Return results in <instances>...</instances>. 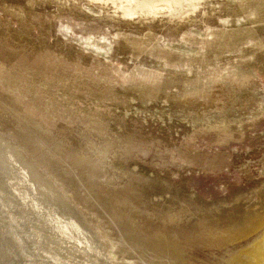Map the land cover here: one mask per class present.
I'll use <instances>...</instances> for the list:
<instances>
[{"label":"rangeland","instance_id":"1","mask_svg":"<svg viewBox=\"0 0 264 264\" xmlns=\"http://www.w3.org/2000/svg\"><path fill=\"white\" fill-rule=\"evenodd\" d=\"M73 1L0 0V143H5L6 139L22 155L18 160L0 144L5 154L0 151V158L5 160L7 154L10 158L6 156V161L9 160L4 162L9 165L13 160L15 166L18 165L9 166L10 177L6 173L8 176H1L7 183L2 184L3 193L0 191L3 197L6 194L5 202L0 196V240H4L0 241V247H4L0 250V259L9 264L11 256L15 254V258L18 254L16 259H24L20 262L26 264L32 257L27 252L36 255L41 250L40 253H47L49 258H42L43 262L40 259L36 264H47L49 259L57 264H62L61 260L64 264H81L82 261L96 264L93 262L99 260L101 264H109L102 254L115 249L118 254L134 256L136 264H150L159 259L160 251L142 250L141 254L137 245H131L128 240L124 225L112 216L124 212L122 215H129V222L138 218L155 219L160 223L162 216L158 214L163 206L173 202L179 205L182 194L189 198L187 190L195 194L196 204L190 207L199 216H202L200 208L206 210L212 206L226 209V215L234 214L244 209L247 202L229 208L221 203L235 201L239 196L249 195V201L252 198L258 201L260 193L264 196V0H200L204 1L203 8L191 18L178 19L174 10V18L166 13L149 14L151 17L135 13L133 18H126L127 21L111 4ZM237 4L238 10L234 6ZM137 43L140 46L136 47ZM241 84L242 91L238 93L233 88L238 89L236 86ZM20 118L25 122L29 120L37 131L24 125ZM22 128L28 129L29 141L18 136L26 133ZM16 129H20L19 133ZM49 136L59 140L56 144L61 145L53 150L56 160L60 159L71 170L72 176L65 177L66 180L50 172L56 167L55 163L44 159L43 163L47 164L44 167L40 162L45 147L41 151L33 150L32 140L42 141L48 150ZM83 153L91 158L93 154L100 156L96 162L99 170L94 175L88 169L90 166L72 165L71 159ZM29 164L46 177H41L43 184L34 176L38 182L30 179L34 170ZM14 173L17 176L13 177ZM7 187L13 197L6 192ZM39 187L43 193L37 190ZM98 189L113 196L129 192L133 206L112 199L108 202ZM160 193L163 200L157 197ZM22 196L32 201L27 202L30 203L28 208ZM29 211L33 214H28L31 217L26 216ZM63 216L69 219H65V223L72 231L66 236L56 226L52 227L56 224L53 219L64 220ZM181 222L185 223L184 227L183 224L165 226L161 223L160 226L164 232L175 230L179 237H192L193 242L183 251L184 264H228L238 250L249 245L261 231L258 228L239 239L219 241L215 236L203 235L197 227L186 228L190 224L187 220ZM82 228H86L87 235ZM2 230L8 233L5 234L8 238ZM73 234L81 236L84 244L75 239L73 242L70 238ZM54 239L65 241H61L62 244ZM110 241H116L120 247L113 248ZM75 243L85 247L79 250L80 254V247ZM126 243L130 245H124ZM6 244L10 246L7 248ZM54 244L64 247L57 248ZM54 247L59 251L53 250Z\"/></svg>","mask_w":264,"mask_h":264},{"label":"bare ground","instance_id":"2","mask_svg":"<svg viewBox=\"0 0 264 264\" xmlns=\"http://www.w3.org/2000/svg\"><path fill=\"white\" fill-rule=\"evenodd\" d=\"M67 1V0H66ZM69 1V0H68ZM75 1V0H74ZM73 1V2H74ZM91 1V0H90ZM92 1H95V2H97V4H99V5H103V6H105V5H107V4H111L112 6H114V8H116V9H119V11H116L115 10V12H117V13H121V15L122 16H124L125 17V19L127 18V19H129V18H133L135 15V13H138L137 14V16H141V15H143V16H145L144 14H148V16L149 17H151L150 15L151 14H157L156 16H158V15H160V14H164V13H166V14H168V15H170V17H173L174 18V14H175V12H174V10L176 11V13L178 14H176V16H178V19L180 18H185V19H187V18H191V17H193L194 15L193 14H196V12L197 11H200L202 8H203V6H204V1L203 2H201L200 0H92ZM108 6V5H107ZM106 6V7H107ZM234 6H236L237 8V10H238V4L237 5H234ZM113 7H112V9H114ZM235 9V8H234ZM235 9V10H236ZM114 12V13H115ZM174 13V14H173ZM150 14V15H149ZM154 15V16H155ZM167 15V16H168ZM193 15V16H192ZM142 16V17H143ZM166 16V15H165ZM175 16V17H176ZM148 17V18H149ZM169 17V16H168ZM169 17V18H170ZM173 18H172V20H173ZM127 19H126V21H127ZM145 19V18H144ZM167 19V18H166ZM172 20H171V22H172ZM177 20V19H176ZM164 21V20H163ZM180 21V20H179ZM178 21V22H179ZM176 22V21H175ZM149 24V23H148ZM138 45H135L136 47H138V46H140V43H137ZM236 87H238V89H236V88H233V89H235L236 91H238V93H240L241 91H242V84H241V86H236ZM20 120L22 121V122H24V123H26V124H24V125H27L29 128H31L33 131H37L36 129L37 128H34L33 127V125H32V123H30V121L28 120L27 122H25L24 121V119L23 118H20ZM21 122V123H22ZM23 124V123H22ZM35 125H37L36 123H35ZM17 130V132L19 133V131H20V129H16ZM22 130L24 131V132H26V133H23V134H19L18 136L21 138V139H24V140H26V141H29L30 139H31V137H30V135L27 133V131H28V129H26V128H22ZM43 132H45V130H42ZM41 131V132H42ZM46 133V132H45ZM44 133V135H46ZM2 139V138H1ZM2 141V140H1ZM0 141V142H1ZM4 141H6L5 143L3 142L1 145L3 146H0V147H2L3 149L5 148L6 149V151L5 152H10L11 154H12V156H14L16 159H18V160H20L19 158L22 156L19 152H18V150L15 148V150H14V148L12 147V145L10 144V142L9 141H7L6 139H4ZM47 145H49V149L47 150V148H46V144H45V146H44V143L42 142V141H40V140H32V142L31 143H33V150H38V151H41V148L42 147H45V150L44 149H42V151H41V154H40V156H41V159H42V161H40V162H42V164L44 165V167H46V163H43L44 161V159L49 163H55V168L53 167V169L55 170H52V171H50V168H49V171L50 172H52L53 173V175L54 176H57V178H58V174L61 176V177H63L64 176V179L66 180V178L65 177H67V178H70L71 176H72V174H71V170H70V168L68 167V165H65V164H63L62 163V161L60 160V159H57L56 160V156L54 155V153H53V150L54 151H56V148H58L59 146H61V145H57L56 144V142H58V143H60L59 142V140H57V139H55V138H53V137H51V136H49V139L47 138ZM31 143H29V145L31 144ZM9 147H11V148H9ZM32 147V146H31ZM100 147V146H99ZM104 147V146H103ZM95 148H98V147H96L95 146ZM107 148V147H106ZM3 149H2V151H3ZM109 149V148H108ZM59 150V149H58ZM57 150V151H58ZM60 150H61V148H60ZM107 150V149H106ZM1 151V150H0ZM2 151H1V153H2ZM30 151H31V148H30ZM3 154V153H2ZM1 154V155H2ZM0 155V156H1ZM3 155H5V154H3ZM10 155V154H9ZM6 156L8 157V155L6 154ZM6 156L4 157L5 158V160H2V158H0L1 160H0V191H1V193H3V190H4V188L2 187L3 185L2 184H4V186H6L5 184L7 183V181L5 182V180H4V178H2L1 176L2 175H4L5 173L6 174H8V172H9V170L11 169H9L8 170V168H9V166L13 163V160H11L12 161V163L10 162V164L8 165V164H6L5 162H7L6 161ZM11 156V155H10ZM13 157V158H14ZM19 157V158H18ZM8 158H10V157H8ZM106 158V157H105ZM25 160V159H24ZM23 160V161H24ZM72 160H73V162H72ZM100 160V156L98 155V154H93V156H92V158L91 157H88V155H86V154H81V155H78V156H75V157H73L72 159H71V163H72V165L73 164H75V165H78L79 167L80 166H85L86 168H88V166H90L88 169H89V171L90 172H93V175L95 174V171L97 172L99 169V167H98V165L96 164V162L97 161H99ZM5 161V162H4ZM104 161V160H103ZM16 162V161H15ZM19 162V161H18ZM28 161L26 160V163H27ZM34 162H35V160H34ZM9 163V162H8ZM22 163V162H21ZM26 163H24V165H26ZM29 163V162H28ZM28 163H27V165H28ZM31 163V162H30ZM15 164L16 163H13L12 164V167H14L15 166ZM18 164V163H17ZM32 164V163H31ZM31 164H29V166L34 170V173H33V171H32V174L30 173L31 172V170H28L29 172L28 173H30V175H31V178L30 179H32L33 177L32 176H34V178H36L37 180L38 179H40V181H39V183L42 181V179H41V177H45V176H42L38 171H37V168H34V167H32L31 166ZM94 164V165H93ZM14 165V166H13ZM20 165V164H19ZM24 165H23V167H24ZM26 165V166H27ZM33 165V164H32ZM93 165V166H92ZM16 166H18V165H16ZM15 166V167H16ZM28 166V167H29ZM33 166H35V165H33ZM74 166V165H73ZM95 166V167H94ZM22 167V168H23ZM30 167H29V169H30ZM75 167V166H74ZM92 167V168H91ZM21 169V168H20ZM27 169V168H26ZM25 169V170H26ZM8 170V171H7ZM14 170H15V168H14ZM16 171V170H15ZM17 171H18V168H17ZM12 172H14V171H12ZM21 172V171H20ZM23 172V171H22ZM18 173V172H17ZM5 174V175H6ZM10 174H11V172H10ZM19 174V173H18ZM9 175V174H8ZM8 175H6V176H8ZM26 175V174H25ZM14 176H17L15 173L13 174V177ZM18 176H20V175H18ZM59 176V177H60ZM9 177H10V175H9ZM9 177H7V178H9ZM60 177V178H61ZM15 178H17V177H15ZM14 178V179H15ZM21 178V177H20ZM23 178V177H22ZM33 178V179H34ZM46 178V177H45ZM18 179V178H17ZM29 179V180H30ZM36 179H34V180H36ZM7 180V179H6ZM9 180V179H8ZM33 180V181H34ZM36 180V181H37ZM59 180V179H58ZM4 181V182H3ZM11 181H13V180H11ZM15 181V180H14ZM18 181V180H17ZM21 181H24V180H21ZM32 181V182H33ZM61 181V180H60ZM68 181H69V179H68ZM82 181V180H81ZM38 182V181H37ZM44 182H46V179L44 180ZM48 182V181H47ZM62 182V181H61ZM67 182V181H66ZM66 182H65V184H66ZM88 182V181H87ZM19 183V182H18ZM27 184V182L26 181H24L23 182V184ZM34 183V182H33ZM36 183V182H35ZM42 183V182H41ZM49 183V182H48ZM63 183V182H62ZM89 183V182H88ZM9 184V183H8ZM10 184H11V182H10ZM14 184H16V186H17V183H14ZM31 184V183H30ZM43 184V183H42ZM45 184V183H44ZM92 184V183H91ZM12 185V184H11ZM19 185H21V183L19 184ZM67 185H69V183L67 184ZM9 186V188H11L10 187V185H8ZM13 186H15V185H13ZM15 186V189L16 190H18V188ZM24 186V185H23ZM26 186V185H25ZM25 186H24V188H25ZM27 186H28V184H27ZM30 186V185H29ZM28 186V187H29ZM34 186V185H33ZM39 185H37V187H38ZM43 186H45V185H43ZM70 187H71V185H69ZM90 186V185H89ZM41 187V186H40ZM39 187V188H40ZM48 187V186H47ZM46 186H45V188H47ZM65 187V186H64ZM69 187V188H70ZM96 187H98V186H96ZM20 188V187H19ZM23 188V187H22ZM27 188V187H26ZM35 188H36V186H35ZM73 188H75V187H72V189ZM99 188V187H98ZM6 189V188H5ZM7 189H8V187H7ZM6 189V192H8V193H10L11 195H12V193H11V189H8L7 190ZM71 189V188H70ZM71 189V190H72ZM10 190V191H9ZM26 190H30V189H26ZM36 190V189H35ZM37 190L39 191V192H41V193H43L42 192V190H41V188H40V190L37 188ZM36 190V191H37ZM90 190V189H89ZM99 191H97L99 194H101V191H102V196L104 195L105 197H103L104 199H108V202H111V201H109V200H114L115 202H118V203H122V204H124L125 205V203L126 204H129L130 203V205H132L133 206V204H132V200L130 199V197L129 196H131V194H128V193H122L121 195H119V196H113L112 195V193H110V192H108V191H106V190H100V189H98ZM260 190V187H259V189H258V191ZM31 191H33V189H31ZM31 191H29V192H31ZM36 191H35V193H36ZM37 191V192H38ZM44 191H47V190H44ZM67 191H68V189H67ZM25 192H27V191H25ZM91 192V191H90ZM96 192V193H97ZM20 193V192H19ZM35 193L33 194V196L35 197ZM96 193L94 192V194L96 195ZM97 193V194H98ZM186 193L188 194V196H189V198H191V199H189V198H187L186 196H184L183 194H182V197L180 198V202H179V205H177L175 202H173V203H169V204H167V205H165V206H163V208L161 209V211H159V214L158 213H156V214H158V216H162V219L160 220V223L161 224H164L165 226H167V225H170V226H180V224L182 225L183 224V227H184V224L185 223H182L181 221H183V220H187L188 222V226H186V228H194V227H197V231H200L203 235H211V236H215V239L216 240H219V241H222V240H224V241H226V240H235V239H239V237L240 236H243V235H246V234H248V233H250V232H252V231H254V230H256V229H258V228H260L261 229V231L252 239V241L249 243V245H247L246 247H242V248H240L239 250H238V252L234 255V258H231L230 260H231V262H229L228 264H234L235 263V261H236V263L237 264H264V229H262V225L264 224V196L260 193L259 194V200L257 201V199H255V198H252V200L251 201H249V195H246V196H239V197H236V199H235V201L233 200V201H223L221 204H223V205H226L227 206V208H229L231 205H237V206H240V204L243 202V203H246V204H244V206L243 207H245L244 209H242L241 211H239V210H236V211H234L233 213L234 214H230V215H226L224 212L226 211V209L225 210H221V208H220V206H212L211 208H207L206 210H204V208H200L199 209V211L201 212V215L202 216H199L196 212H194L193 211V208L192 207H190V205H195L196 204V199L194 198V193L192 192V191H189V190H187L186 191ZM5 194V193H4ZM15 194V193H14ZM26 194V193H25ZM28 194V193H27ZM30 194V193H29ZM29 194H28V196H29ZM39 194V193H38ZM48 194H49V192H48ZM48 194H42L43 196H45V195H48ZM71 194V193H70ZM75 194V193H74ZM91 194H92V192H91ZM106 195L108 196V197H106ZM0 196H2V195H0ZM5 196H6V194H5ZM4 196V197H5ZM8 196V195H7ZM14 196H16V195H14ZM31 196V195H30ZM41 196V195H40ZM55 196V195H54ZM75 196V195H74ZM92 196H94V195H92ZM99 196V195H98ZM3 197V196H2ZM4 197H3V199H4ZM12 197H13V195H12ZM18 198H19V196H17ZM23 197V196H22ZM32 197V196H31ZM30 197V198H31ZM33 197V198H34ZM36 197H38V196H36ZM49 197V196H48ZM60 197V196H59ZM96 197V196H95ZM157 197L158 198H161V200H163L162 199V194L160 193V194H158L157 195ZM32 198V199H33ZM39 198V197H38ZM37 198V199H38ZM41 198V197H40ZM45 198H47V197H45ZM71 198V197H70ZM76 198V197H75ZM81 198H83V197H81ZM100 198H101V196H100ZM2 199V198H1ZM7 199V198H6ZM8 199H10V198H8ZM17 199V198H16ZM23 201H24V203H25V205H26V207L28 208V204H30V203H27V202H32V201H30V200H28V197H27V201H26V199H25V197H23ZM31 199V200H32ZM43 199H44V197H43ZM52 199V198H51ZM56 199V198H55ZM96 199V198H95ZM97 199H98V197H97ZM240 199H242L241 200V202H238V203H236L237 201H240ZM11 200V199H10ZM20 200L21 199H19V201L17 202V203H19L20 202ZM36 200V199H35ZM39 200V199H38ZM37 200V201H38ZM41 200V199H40ZM40 200H39V202H40ZM45 200V199H44ZM47 200V199H46ZM53 200V199H52ZM58 200V199H57ZM76 200V199H75ZM86 200V199H85ZM3 201V200H2ZM249 201V202H248ZM4 202H5V199H4ZM14 202V201H13ZM41 202H43V200L41 201ZM50 202V201H49ZM53 202H54V200H53ZM53 202H50V203H53ZM59 203H60V201H58ZM88 202V201H87ZM86 202V203H87ZM100 202H102V200L101 201H99V203ZM105 202V201H104ZM231 202H235V203H231ZM7 203H9V202H7ZM10 203H11V201H10ZM46 203V202H45ZM58 203V204H59ZM63 203V202H62ZM106 203V202H105ZM20 204V203H19ZM37 204V203H36ZM57 204V205H58ZM64 204V203H63ZM92 204V203H91ZM114 204V203H113ZM121 204V205H122ZM159 204V203H158ZM4 205H5V203H4ZM3 205V206H4ZM16 205V204H15ZM14 205V206H15ZM24 204H23V206H25ZM45 206H47L46 204H44ZM43 205V206H44ZM79 205V204H78ZM95 205V204H94ZM100 205H101V203H100ZM118 205V204H117ZM116 205V206H117ZM159 205H161V204H159ZM8 206V205H7ZM12 206V205H11ZM37 206V205H36ZM65 207H66V205H64ZM120 206V205H119ZM127 206V205H126ZM162 206V205H161ZM39 207V206H38ZM50 207V206H49ZM61 207V206H60ZM95 207V206H94ZM105 207V206H104ZM104 207H102V208H104ZM248 207H252V208H248ZM1 208V207H0ZM5 208H7V207H5ZM16 208H18V209H20L21 210V208H19L17 205H16ZM30 208V207H29ZM34 208H35V206H34ZM34 208H31V209H34ZM47 208V207H46ZM54 208V207H53ZM90 208H91V206H90ZM101 208V209H102ZM112 208V207H111ZM15 209V208H14ZM39 209V208H38ZM45 209V208H44ZM43 209V210H44ZM59 209V208H58ZM62 210H64L63 208H61ZM94 209V208H93ZM92 209V210H93ZM125 209V208H124ZM11 210V209H10ZM36 210H37V208H36ZM35 210V211H36ZM41 210V209H40ZM46 210V209H45ZM61 210V211H62ZM98 210V209H97ZM103 210V209H102ZM111 210V209H110ZM118 210H119V208H118ZM122 210V209H121ZM127 210V209H126ZM131 210H133V208L131 209ZM2 211V210H1ZM5 211H7V210H5ZM12 211V210H11ZM10 211V212H11ZM19 211V210H18ZM34 211V210H33ZM33 211H31V213L33 212ZM47 211V210H46ZM51 211V210H50ZM55 211V210H54ZM96 211V210H95ZM14 212V211H13ZM12 212V213H13ZM21 212V211H20ZM48 212V211H47ZM63 212V211H62ZM67 212V211H66ZM90 212V211H89ZM92 212V211H91ZM94 212V211H93ZM92 212V213H93ZM99 212V211H98ZM112 212H115V211H112ZM121 212H123V211H121ZM14 213H17V211L16 212H14ZM37 212H35V214H36ZM49 213V212H48ZM64 213H65V210H64ZM68 213V212H67ZM119 213V212H118ZM124 213V212H123ZM123 213H121V214H119V215H114V216H112L113 218H115V219H117V223H121L122 225H124V229H125V231L126 232H128L127 233V236L130 238V239H128V240H130V243H132L131 245H137L136 246V248L139 250V252L142 254V250L143 251H145V250H151L152 252H154L155 250H157V251H160V254L157 256L159 259H154V262L152 261H150L151 263L150 264H170L169 262H167L168 260H173L174 262H172V264H184V262H185V256H184V249H185V246L188 244H191L193 241H192V237L191 236H184V237H179L178 235H176L175 234V230H171V231H166V232H164V231H162L161 230V226H160V223H158L159 221H156L155 219H149V220H147V221H144V220H142V219H138V218H136V216H134V218H136V220H134V221H136V222H134V221H131L130 220V222H129V215H127V217H124V215H126V214H124V215H122ZM1 214V213H0ZM21 214H23L22 212H21ZM25 214V213H24ZM28 214H30V211H29V213L27 212V214H26V216H28ZM34 214V215H35ZM42 214L44 215V212H42ZM47 214V213H46ZM77 214V213H76ZM11 215V214H10ZM30 215H33V214H30ZM28 216V217H31V216ZM51 215H52V213H51ZM57 215V214H56ZM65 216L67 215V214H64ZM71 216H72V214H70ZM83 215V214H82ZM82 215H80V216H82ZM94 215H96V214H94ZM148 215V214H147ZM5 216H7V214H5ZM23 216V215H22ZM26 216H24L25 218H26ZM36 216V215H35ZM60 216V215H59ZM67 216H69V215H67ZM71 216H69V217H71ZM78 216V215H77ZM98 216H100V215H98ZM111 216V215H110ZM150 216V215H149ZM2 217V216H1ZM38 216H36V218H37ZM43 217H45V215L43 216ZM43 217H42V219H43ZM53 217H55V215H54V213H53ZM73 217V216H72ZM106 217V216H105ZM4 218V217H3ZM12 220H13V214H12ZM22 218V220H23V217H21ZM48 218V217H47ZM47 218H45V219H47ZM49 218H52L51 216L49 217ZM62 218H64V216L62 217ZM74 218H76L75 216H74ZM83 218H84V216H83ZM200 218V219H199ZM1 219V218H0ZM29 220H31V221H33L32 219H30V218H28ZM33 219H34V217H33ZM38 219V218H37ZM42 219L40 220V214H39V220L40 221H42ZM65 219H67L66 217L64 218V220L63 219H59V217H56V218H54L53 219V222H55L56 224H54L53 223V225L51 224L52 223V221L51 222H49V224H51L52 225V227H54V226H56L58 229L57 230H60V233L62 232V234L63 233H65L64 235L66 236L67 234H70L72 231H71V229L69 228V226H68V223L66 224L65 222ZM71 219V218H70ZM76 219H78V218H76ZM81 219V218H80ZM131 219H132V217H131ZM157 219V218H156ZM199 219V220H198ZM25 220V219H24ZM67 220H69V219H67ZM73 220V219H72ZM72 220H70L71 222H72ZM87 220V219H86ZM88 220H89V217H88ZM94 220H95V218H94ZM99 220V219H98ZM133 220V219H132ZM2 221V220H1ZM5 221V220H4ZM30 221V222H31ZM48 221V220H47ZM50 221V220H49ZM79 221V220H78ZM82 221H84V220H81V222ZM107 221V220H106ZM207 221H209L207 224H206V222ZM6 222H9V220L8 221H6ZM6 222H2V223H4V224H6ZM25 222H26V220H25ZM73 222H74V220H73ZM89 222H91V220L89 221ZM96 222V221H95ZM98 222V221H97ZM12 223V222H11ZM11 223H10V226H12L11 225ZM24 223V222H23ZM32 223V222H31ZM35 224L37 223V222H34ZM91 223H93V222H91ZM116 223V224H117ZM119 223V224H120ZM178 223H179V225H178ZM21 224H22V222H21ZM27 224V223H26ZM35 224L34 225H32V226H34L35 227ZM42 225L43 224H47V223H41ZM82 224H83V222H82ZM98 224H100V223H98ZM41 225V226H42ZM48 225V224H47ZM47 225H46V227H47ZM69 225H72V224H70L69 223ZM77 225V224H76ZM81 225V224H80ZM84 225H86V224H84ZM93 225V224H92ZM1 226V225H0ZM8 226V225H7ZM14 226V225H13ZM28 226V225H27ZM27 226H25L26 228H27ZM31 226V227H32ZM39 226H40V224H39ZM82 226V225H81ZM80 226V227H81ZM86 226H88V225H86ZM98 226V225H97ZM103 226V225H102ZM111 226V225H110ZM119 226H121V225H119ZM15 227V226H14ZM38 227V226H37ZM36 227V228H37ZM50 227V226H49ZM76 227L77 226H75V229L74 230H76ZM79 227V228H80ZM83 227V226H82ZM95 227V226H94ZM105 227V226H104ZM109 227V226H108ZM107 227V228H108ZM112 227V226H111ZM2 228V227H1ZM40 228V227H39ZM43 228H44V226H43ZM97 228V227H96ZM119 228V227H118ZM18 229V228H17ZM17 229H16V231H17ZM21 229V228H20ZM34 229V228H33ZM42 228H40V230H41ZM47 229H49L48 227L46 228V230ZM53 229V228H52ZM78 229V228H77ZM83 229V228H82ZM85 230H86V228H84ZM84 229H83V231H84ZM123 229V228H122ZM123 229V230H124ZM128 231H127V230ZM8 230H10V229H8ZM51 230V229H50ZM49 230V231H50ZM56 230V231H57ZM97 230H98V228H97ZM101 230V229H100ZM105 230H106V228H105ZM112 230V229H111ZM3 231V230H2ZM4 231H7V230H5V225H4ZM4 231H3V234L5 235L6 233H4ZM15 231V232H16ZM23 231V230H22ZM28 231H31V230H28ZM43 231V230H42ZM53 231V230H52ZM82 231V230H81ZM82 231V232H83ZM87 231V230H86ZM86 231H84V233L86 232ZM101 231H104V230H101ZM114 231H115V229H114ZM14 232V233H15ZM25 232H26V230H25ZM39 232V231H38ZM47 232V231H46ZM54 232V231H53ZM75 232V231H74ZM79 232V231H78ZM88 232V231H87ZM92 232V231H91ZM112 232V231H111ZM116 232V231H115ZM121 232H123L122 230H121ZM11 233H12V231H11ZM17 233H18V231H17ZM31 232H29V234H30ZM33 233H36V232H33ZM43 233H44V231H43ZM48 233V232H47ZM49 233H51V232H49ZM57 233H59V231L57 232ZM83 233V234H84ZM89 233H90V230H89ZM97 233V232H96ZM103 233V232H102ZM124 234H123V236L125 235V232H123ZM2 234V233H1ZM8 234V233H7ZM13 234V233H12ZM21 234V233H20ZM29 234H27V235H29ZM56 234V233H55ZM54 234V236H56ZM75 234V233H74ZM69 235L70 236V238H73V242H74V239L75 240H78L77 241V243L79 242V243H81V244H84V242L82 243V240H81V238H79V237H81V236H75V235ZM79 234V233H78ZM86 234V233H85ZM104 234V233H103ZM17 234H15V239L17 238V236H16ZM34 235V234H33ZM43 235H45L46 236V234H43ZM87 235V234H86ZM85 235V237H88V236H86ZM89 235V234H88ZM106 235V234H105ZM2 236V235H1ZM6 236V238H8V236L7 235H5ZM4 236V237H5ZM13 236V235H12ZM22 236V235H21ZM37 236H40L39 234L37 235ZM48 236V235H47ZM59 236H61V235H59ZM58 236V237H59ZM84 236V235H83ZM97 236V235H96ZM95 236V237H96ZM112 236V235H111ZM126 236V235H125ZM10 237V236H9ZM20 237V236H19ZM24 237V236H23ZM22 237V238H23ZM34 237V236H33ZM42 237V236H41ZM50 237V236H49ZM48 237V238H49ZM52 237H53V234H52ZM94 237V236H93ZM94 237V238H95ZM3 238V237H2ZM5 238V239H6ZM25 238V237H24ZM61 238V237H60ZM88 238H90V237H88ZM87 238V239H88ZM99 238V237H98ZM124 238V237H123ZM125 238H127V237H125ZM208 238V237H207ZM30 239V242H32L31 241V239L32 238H29ZM37 239V238H36ZM46 239V238H45ZM52 239V238H51ZM66 239V238H65ZM68 239V238H67ZM83 239V238H82ZM85 240V241H88V240ZM110 239V238H109ZM109 239H107V242L109 241ZM113 239H114V237H113ZM116 239H118V238H116ZM7 240H9V239H7ZM23 240V239H22ZM43 240H44V238H43ZM42 240V241H43ZM53 240V239H52ZM55 240V239H54ZM83 240V241H84ZM96 240V239H95ZM99 240V239H98ZM101 240V239H100ZM99 240V241H100ZM118 240H120V239H118ZM126 240V239H125ZM1 241V240H0ZM2 241H4L3 239H2ZM1 241V242H2ZM10 241V240H9ZM11 241H14V240H12L11 239ZM19 241V240H18ZM21 241V240H20ZM19 241V242H20ZM29 241V240H28ZM27 241V242H28ZM45 241V240H44ZM49 241H51L50 240V238H49ZM55 241H57V240H55ZM58 241H60L59 243H62V242H64V241H62V240H58ZM57 241V242H58ZM62 241V242H61ZM92 241V240H91ZM93 241H94V239H93ZM117 241V240H116ZM116 241H110V243L112 242L113 243V245L112 244H110L109 243V245H112V247L114 248H119L120 247V245H117L118 243H115ZM7 242V241H6ZM15 242H16V240H15ZM19 242H17V244L19 243ZM46 242V241H45ZM66 242H68V241H66ZM66 242L64 243V246H65V244H66ZM69 242H70V240H69ZM96 242V241H95ZM95 242H94V244H95ZM98 242V241H97ZM101 242V241H100ZM118 242V241H117ZM129 242V241H128ZM127 242V243H128ZM8 243V242H7ZM23 244H24V242H22ZM43 243V242H42ZM41 243V244H42ZM53 243V242H52ZM55 243V242H54ZM72 243V242H71ZM77 243H75V246H77V247H80L79 249H78V252H79V250L81 249V248H83V245H79V244H77ZM124 244V245H127V246H129L130 244ZM1 244V243H0ZM4 244V243H3ZM14 244V243H13ZM12 244V245H13ZM16 244V243H15ZM20 244V243H19ZM46 244V243H45ZM48 244V243H47ZM56 244H58V243H56ZM63 244V243H62ZM87 244V243H86ZM90 244V243H89ZM92 244V243H91ZM97 244V243H96ZM96 244H95V246H96ZM7 245V244H6ZM31 245V244H30ZM40 245V244H39ZM44 245V244H43ZM55 245V244H54ZM98 245H103V244H98ZM97 245V246H98ZM117 245V246H116ZM8 246H10L9 244L7 245V248H8ZM21 246V245H20ZM23 246H26V245H23ZM53 246V245H52ZM57 248L58 247H60L61 246V244L60 245H55ZM64 246H61L62 248L64 247ZM68 246V245H67ZM74 246V247H75ZM89 246V245H88ZM91 246V245H90ZM19 247V246H18ZM28 247V246H27ZM39 248H40V246H38ZM45 247H47V245L45 246ZM72 247V246H71ZM92 247V249H93V246H91ZM103 247V246H102ZM109 247V246H108ZM124 247V246H123ZM123 247H122V249H123ZM1 248L2 247H0V250H1ZM4 248V247H3ZM2 248V249H3ZM15 248H17L16 246H15ZM21 248V247H20ZM30 248V247H29ZM50 248H51V246H50ZM66 248H68V247H66ZM76 248V247H75ZM111 248V247H110ZM10 249H11V247H10ZM12 249H13V247H12ZM11 249V250H12ZM25 249H26V247H25ZM31 249V248H30ZM34 249V248H33ZM41 249H42V247H41ZM56 248L54 247V249L53 250H55ZM72 249V248H71ZM77 249V248H76ZM76 249H75V251H76ZM83 249H85V247L83 248ZM96 249V248H95ZM94 249V250H95ZM99 249H100V246H99ZM104 249V248H103ZM4 250H7V249H4ZM16 250V249H15ZM15 250H13V251H15ZM21 250V249H20ZM27 250V249H26ZM44 250V249H43ZM46 250V249H45ZM56 250H58V249H56ZM63 250V249H62ZM65 250V249H64ZM68 250V249H67ZM72 250H74V249H72ZM82 250V249H81ZM81 250H80V252H81ZM93 250V251H94ZM97 250V249H96ZM115 249H108V252H107V254L106 253H103L102 255H103V260H106V262H108L109 264H136V262H137V260H136V258H134V256L132 257V255H127V254H118V253H120V252H118V253H116L115 251H114ZM126 250V249H125ZM8 251V250H7ZM10 251V250H9ZM8 251V252H9ZM13 251H11V252H13ZM23 251V250H22ZM25 251V250H24ZM36 251V250H35ZM41 251V250H40ZM40 251H39V253H37V251H36V255H34V254H32V253H30V252H27V255L28 256H32L31 257V259H29L30 261H29V263H32V264H36V263H40V259H45L46 260V258H49L47 255H45V254H47V253H40ZM46 251H48V250H46ZM52 251V249L50 250V252ZM59 251V250H58ZM57 251V252H58ZM69 251V250H68ZM87 251V250H86ZM92 251V250H91ZM134 251V250H133ZM10 252V253H11ZM17 252H19L18 250L16 251V253ZM26 252V251H25ZM56 252V251H55ZM62 252V251H61ZM70 252V251H69ZM68 252V253H69ZM77 252V251H76ZM80 252L78 253V254H80ZM97 252V251H96ZM100 252V251H99ZM122 252V251H121ZM135 252H136V250H135ZM166 253L165 255H162V253ZM15 253V252H14ZM13 253V254H14ZM23 253V252H22ZM34 253V252H33ZM67 253V254H68ZM71 253V252H70ZM73 253V252H72ZM75 253V252H74ZM89 253L90 252H87V254L89 255ZM93 253V252H92ZM91 253V254H92ZM95 253V252H94ZM134 253V252H133ZM151 253V252H150ZM5 254H6V251H5ZM8 254V253H7ZM19 254H21V253H19ZM51 254V253H50ZM56 254V253H55ZM61 254H63V253H61ZM85 254V253H84ZM91 254H90V257H91ZM109 254V255H108ZM139 254V253H138ZM141 254H139L140 256H141ZM1 255V254H0ZM15 255V254H14ZM13 255V256H14ZM17 255L18 254H16V257L15 258H13V256H11L12 257V259H10V261H9V264H18L17 262H16V260H18V259H16L17 258ZM24 255H26V254H24ZM26 255V256H27ZM60 255V254H59ZM86 255V254H85ZM95 255V254H94ZM2 256V255H1ZM6 256V255H5ZM8 256H9V254H8ZM20 256H22V258H23V254L22 255H20ZM74 256V255H73ZM84 256V255H83ZM138 256V255H137ZM147 256V255H146ZM153 256H154V254H153ZM11 257H9V258H11ZM19 257V256H18ZM25 257V256H24ZM55 257V256H54ZM60 257V256H59ZM65 257L66 258H68L66 255H65ZM64 257V258H65ZM77 257V256H76ZM79 257V256H78ZM88 256H86V258H87ZM99 257V256H98ZM164 257H166V259L164 258ZM4 258V257H3ZM62 258V257H61ZM63 258V259H64ZM71 258V257H70ZM80 258V257H79ZM81 258H83L82 257V253H81ZM93 258H95V257H93ZM100 258H101V255H100ZM170 258V259H169ZM1 259H2V257H1ZM0 259V261L2 262V263H4V264H6L5 262H4V259H2L1 260ZM5 259H7V258H5ZM43 259H42V262H43ZM55 259V258H54ZM58 259V258H57ZM72 259V258H71ZM77 259V258H76ZM92 259V258H91ZM141 259V258H140ZM142 259H144V258H142ZM9 260V259H8ZM22 260V259H21ZM20 260V261H21ZM24 260V259H23ZM22 260V261H23ZM25 260H27V258L25 259ZM65 260H67V259H65ZM69 260V259H68ZM83 260V259H82ZM84 260H85V258H84ZM86 260H88V261H90L88 258L86 259ZM93 260V259H92ZM99 260V259H98ZM147 260V259H146ZM6 261V260H5ZM19 260H18V262H20ZM59 261V260H58ZM73 261V260H72ZM78 261V260H77ZM94 261H96V260H94ZM0 262V263H1ZM61 262H62V264H64L63 263V261L61 260ZM81 262V261H80ZM83 262V261H82ZM81 262V264H83ZM93 262V261H92ZM99 262H100V260H99ZM97 263V262H93V263H96V264H101V263ZM103 262V261H102ZM22 262H20V264H21ZM29 263H27L26 262V264H29ZM58 262H56L55 260H50L49 259V261H48V263L47 264H57ZM66 263V262H65ZM67 263H69V262H67ZM79 263V262H78ZM84 263H86L85 261H84ZM146 263H148V261H146ZM8 264V263H7ZM24 264H25V262H24ZM45 264H46V262H45ZM61 264V263H60ZM80 264V263H79ZM87 264V263H86ZM89 264V263H88ZM91 264V263H90Z\"/></svg>","mask_w":264,"mask_h":264}]
</instances>
